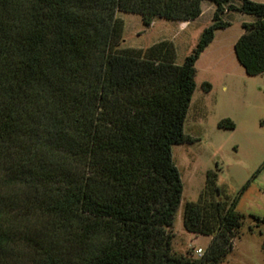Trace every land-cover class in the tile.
Instances as JSON below:
<instances>
[{
	"label": "trees",
	"instance_id": "trees-1",
	"mask_svg": "<svg viewBox=\"0 0 264 264\" xmlns=\"http://www.w3.org/2000/svg\"><path fill=\"white\" fill-rule=\"evenodd\" d=\"M203 1L0 0V264H218L232 250L239 196L221 198L213 170L184 209L213 238L199 258L174 250L172 145L192 140L196 62L225 12L255 16L234 48L248 75L264 72V2L208 0L213 22L182 64L171 40L121 47L119 11L151 26L195 19Z\"/></svg>",
	"mask_w": 264,
	"mask_h": 264
},
{
	"label": "rangeland",
	"instance_id": "rangeland-1",
	"mask_svg": "<svg viewBox=\"0 0 264 264\" xmlns=\"http://www.w3.org/2000/svg\"><path fill=\"white\" fill-rule=\"evenodd\" d=\"M209 3L206 0L205 13L198 24L176 38L177 63L182 64L200 40L201 35L198 38L194 35L198 26L213 22L207 8ZM228 13L223 18L230 25L218 32V43L229 45L222 52H209L198 63L197 87L184 124V132L192 140L172 145L173 159L184 186L174 221L173 248L199 258L211 242L214 234L194 233L186 228L184 209L187 201L199 199L207 173L213 170L217 173L220 197L231 202L239 196L237 210L243 215L242 226L232 240V250L218 264H264V221L254 217H264V72L245 74L230 45L231 39L243 33L244 17L254 20L255 16L236 10ZM118 17L124 22L122 48L145 49L163 40L173 41L172 31L162 25L163 20H173L155 18L159 20L151 27L137 13L119 11ZM226 65L231 73L224 75L221 66ZM222 83L228 85V91L222 90ZM229 116L235 123L233 128L221 125ZM247 182L248 186L241 191Z\"/></svg>",
	"mask_w": 264,
	"mask_h": 264
},
{
	"label": "crops",
	"instance_id": "crops-1",
	"mask_svg": "<svg viewBox=\"0 0 264 264\" xmlns=\"http://www.w3.org/2000/svg\"><path fill=\"white\" fill-rule=\"evenodd\" d=\"M205 2H206V0H204L203 2H202V14L200 15V16H198L197 18H195V19H192V20H184V21H170V22H172V23H170L169 21H165V20H163V23H162V25L166 28H169L170 29V31H172L171 33H172V40L174 41V43H175V46H176V50L178 49V42H176V38H178V36L180 35V33H182V32H186L189 28H191L192 26H194L195 24H198V22H199V20H200V18L204 15V13H205ZM211 2V1H210ZM259 2H261L260 0H259ZM208 11L211 13V17H212V19H213V15H214V12H215V9H216V5H215V3L214 2H211V3H209V5H208ZM227 14H229L228 12H225L224 13V15L223 16H225V15H227ZM224 19V18H223ZM158 20L159 19H155L154 20V22L152 23V25H151V27H154L155 26V24L158 22ZM225 20V19H224ZM255 20V19H254ZM254 20H248V18H246V17H244V20H243V22H252V21H254ZM176 24V25H172V24ZM162 26V27H163ZM207 26H198V29L196 30V32H195V38H198V37H200V35L202 34V32H203V30L206 28ZM166 28V29H167ZM243 28V27H242ZM222 29H224V28H222ZM222 29H218L217 31H216V33H215V37H214V39H213V41L205 48V50L202 52V54H201V56H200V58L198 59V61L196 62V68H197V71H198V63H199V61L201 60V58L204 56V55H207V54H209V52L210 53H214V51L216 52L217 50H221V52L223 51V48H224V46H226V45H229V43H227L226 45H224L223 43H221V42H219L218 43V32L219 31H222ZM243 32H244V28H243ZM243 34V33H242ZM241 34V35H242ZM240 35V36H241ZM240 36H238L237 38H233V39H231L232 41H231V43H230V45H231V48H232V50L234 51L235 49H234V46H235V43H236V41L238 40V38L240 37ZM220 57H223V56H220ZM210 65V64H209ZM221 69H223V73H224V75H227V74H230L231 72H229V69H228V67H227V65L226 66H221ZM241 73V72H240ZM244 73L246 74V72H245V69H244ZM206 82L207 83H210L211 84V86L213 87V84L211 83V82H208V80H206ZM197 87V86H196ZM222 90L223 91H228V85L226 84V83H222ZM196 90V89H195ZM195 92V91H194ZM194 95V94H193ZM192 98H193V96H192ZM229 118H232L231 116H229Z\"/></svg>",
	"mask_w": 264,
	"mask_h": 264
},
{
	"label": "built area",
	"instance_id": "built-area-1",
	"mask_svg": "<svg viewBox=\"0 0 264 264\" xmlns=\"http://www.w3.org/2000/svg\"><path fill=\"white\" fill-rule=\"evenodd\" d=\"M198 252L202 254L203 250L201 248L198 249Z\"/></svg>",
	"mask_w": 264,
	"mask_h": 264
}]
</instances>
